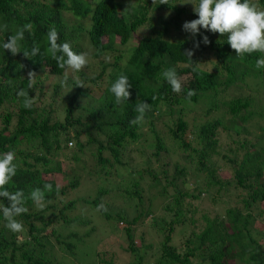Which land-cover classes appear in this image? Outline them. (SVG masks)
Returning <instances> with one entry per match:
<instances>
[{
	"label": "trees",
	"instance_id": "16d2710c",
	"mask_svg": "<svg viewBox=\"0 0 264 264\" xmlns=\"http://www.w3.org/2000/svg\"><path fill=\"white\" fill-rule=\"evenodd\" d=\"M186 2L0 0V25L8 26L0 30V153L16 152L18 170L7 190H22L28 209L17 217L24 224L22 233L8 230L0 213V264H61L50 235L77 256L76 238L86 233L63 235L56 227L46 233L58 218L60 224L77 220L66 214L76 200L63 202L60 196L78 188L86 171L118 176L130 165L123 171L127 180L113 193L122 188L120 195L134 202L133 213L122 207L111 213L102 202L110 189L101 187L94 197L81 198L95 209L104 205L107 211L99 213L105 220L122 223L119 229L133 256L129 264H264V223L256 227L258 236L250 228L264 214L259 209L264 204V68L255 67L262 54L240 57L226 35L203 28L194 37L185 32L184 22L198 18L194 5ZM255 2L264 7V0ZM159 12L169 15L162 18ZM27 23L33 25L31 33L25 31L21 52L12 55L2 45ZM142 25L146 32L138 33ZM53 27L59 33L57 43L68 42L76 52L91 50L83 71L62 69L52 58L47 34ZM33 46L39 54L24 57L23 51ZM185 50L194 53L191 59L199 64L195 71ZM168 68L181 78L190 76L179 94L160 75ZM30 72L36 75L33 88L28 87ZM121 74L129 78L131 96L117 105L109 89ZM21 89L34 98L31 108L17 95ZM189 89L196 92L191 103L186 99ZM87 98L93 103L81 105ZM138 101L150 104L151 110L142 123L131 124ZM199 103L206 107L203 112L196 109ZM82 134H87L86 141ZM70 143V159L79 162L76 153L88 147L96 163L88 169L86 162L82 169L75 164L63 169L57 155H65ZM216 148L225 153L216 155ZM55 173L66 182L58 184ZM45 184L52 190L45 191L41 210L28 197ZM147 190L152 194L146 196ZM230 190L240 197V206L225 207L222 215L202 211L201 221L193 217L199 211L196 201L216 203ZM153 197L164 199L159 216L153 214ZM57 202L65 204L58 207ZM0 203L8 201L0 198ZM149 234L161 236L153 252L144 245ZM136 238L143 245L136 246ZM99 262L114 264V259Z\"/></svg>",
	"mask_w": 264,
	"mask_h": 264
},
{
	"label": "clouds",
	"instance_id": "9594fccd",
	"mask_svg": "<svg viewBox=\"0 0 264 264\" xmlns=\"http://www.w3.org/2000/svg\"><path fill=\"white\" fill-rule=\"evenodd\" d=\"M155 0H153V3ZM188 3L194 5L193 12L198 16L197 19L186 21L183 24V30L190 33L193 37L200 33L201 28L212 33H218L220 36H227V43L231 49L235 51L237 56L252 55L253 53H261L262 58L255 62L256 69L264 68V7L255 0H198ZM160 4H168V0H160ZM169 5V4H168ZM7 25H0V30H7ZM33 25L31 23L24 24L20 27L15 35L8 37L7 42H4L2 47L5 50H10L12 55L21 52L19 41H22L25 31L31 33ZM47 39L50 44V52L52 58L57 61V64L62 69H69L73 73H79L84 70L89 64L88 52H76L70 43H57L59 33L53 27L47 34ZM219 42V41H218ZM203 43L208 44L209 39L203 36ZM194 47H199L197 42ZM40 52L39 47L33 46L31 51H23L26 58L31 59ZM59 53V55H58ZM190 61L193 56L192 50H185L184 53ZM110 60V57H106ZM193 62V61H192ZM193 70L199 67L198 63H194ZM171 86L172 91L179 94L183 91L184 83L182 78L177 74L175 68H168L160 74ZM35 73L28 74V87L33 88L35 85ZM77 86L83 84L77 80ZM132 87L127 75L121 74L110 86V93L114 96V103L117 105L129 101ZM196 94L194 89H189L186 94V99L191 103V97ZM18 96L23 97L25 108H31L35 103L34 98L29 96V93L23 89L18 91ZM153 100L156 97H152ZM151 110V105L138 101L135 111L138 115L130 121L131 124H140L144 120L147 111ZM72 147V144H69ZM17 154L15 151H7L0 153V198L7 199L8 204L0 203V213H2L6 221L5 227L13 233H22L25 228L22 221L17 217L26 213L28 209L25 207L26 198L22 190L15 192L8 191V185L13 181L17 174L18 165L16 163ZM52 185L45 184L44 189L35 188L31 191L30 198L41 210L45 207V191H51ZM98 211H107L104 205H99ZM121 223V222H120ZM122 225V223H121Z\"/></svg>",
	"mask_w": 264,
	"mask_h": 264
},
{
	"label": "rangeland",
	"instance_id": "374dc122",
	"mask_svg": "<svg viewBox=\"0 0 264 264\" xmlns=\"http://www.w3.org/2000/svg\"><path fill=\"white\" fill-rule=\"evenodd\" d=\"M186 1V0H185ZM188 3V2H186ZM190 5H192L190 3ZM160 14L162 18H167L169 13L166 12H159L156 13V15ZM143 29V31H142ZM145 33L144 25L141 26L138 33ZM136 34V37L138 35ZM118 43V41H116ZM134 43V40L132 41ZM122 48V46L119 47V49ZM88 52H91L89 49ZM112 59L108 60L111 61ZM69 72H66L68 74ZM190 78L189 75H185L182 77V80H185L186 78ZM185 82V81H183ZM63 91H67V88L63 87ZM62 97H65L62 95ZM81 105L84 104H91L93 103L92 99H82L80 101ZM196 109L198 111L203 112L206 107H204L203 103H199L196 106ZM258 133V132H256ZM87 134H82L81 138L82 140H87ZM74 148V144L69 149L65 150V155H57V159L61 163V167L63 169L69 170L72 166L77 167L76 165H79L80 169H82L84 162L87 164V169L91 168L93 164L96 163L94 157L90 153V149L88 147H84L82 151L77 152L76 154L80 157L79 162L73 161V159H70L68 153L71 154L70 149ZM214 153L216 155L221 156L225 152L221 150L220 148H216ZM71 160V161H68ZM141 161V159L139 158ZM212 160H216V156H212ZM76 162V163H75ZM219 164H222L221 161H218ZM131 168V165L127 168V170H123L125 173L126 171ZM224 172L225 169L222 168ZM123 171H120L118 176H105L102 175L99 177V174H94L93 172L89 174L87 171L83 175V180H80V186L78 188H75L74 190L69 191L65 196H60V198L63 200V202H68L71 200H76L75 207L73 209H70L66 214L69 217H73L74 215L77 216V220L72 222L71 224H60L58 221L59 218L54 221L53 226L50 225L46 231L47 234L53 229V227H56L59 231L62 232L63 235L70 233V231L79 232V235H84L86 233L88 236L84 237L82 239L76 238L78 241L77 244V256L75 254H69L64 250V248L58 244L55 243L54 236L50 235L51 237V243L53 246V252L57 256L58 262L61 264H105L100 263L99 259H109L111 256H113L114 264H129L133 256L131 255L130 251L128 250V243L126 240V237L121 233L119 227H121V223H116V219H110L105 220V218L99 213L97 209L94 207H91L90 205L81 202L82 197H86L87 195L95 196L96 190L99 188L104 189H110L109 193H106L103 195L102 202L107 203V208L111 211V213L115 214V210H119V208H123V210H127L129 213H133L132 207L134 206V202L131 200H126L125 195H120V192L122 193V188L119 192V194L113 193V191H116L118 184L122 185L124 180H127V177L123 176L125 173ZM54 178L58 184H63L66 181L61 178V175L58 173L54 174ZM194 181V179L192 180ZM234 181V179H233ZM114 189V190H113ZM229 194L223 193V197H219V200L216 203L208 202L207 200H199L196 201L195 204L198 206V213H195L193 215L194 218L201 221V212L206 211L211 213L213 211V214L220 213L221 215L224 214L225 207H237L240 206L239 200L240 197L235 194V191L228 192ZM243 194L245 192H242ZM152 194V190L146 191V196ZM202 197V196H201ZM162 200L159 199L155 200L154 197L152 198V210L153 214H161V205ZM58 207L64 206L65 203L57 202ZM112 205V206H111ZM259 209H264V204H261L259 206ZM258 210H254V214L257 213ZM264 223V214L261 215L254 223H252L251 231L252 236H258L261 232L256 229V227L261 223ZM123 227V226H122ZM91 230V231H90ZM140 230V228H139ZM136 233V237L140 234V231ZM154 234V233H153ZM160 235H151L149 236L145 235V241L144 245H147L148 247L146 249L151 250L153 249V244L158 242L160 240ZM136 246L143 245V242H141L138 238L135 239ZM151 245V248L150 246ZM99 253V254H97ZM97 254V255H96ZM237 262V260H235ZM203 264H208L207 260L203 262Z\"/></svg>",
	"mask_w": 264,
	"mask_h": 264
}]
</instances>
